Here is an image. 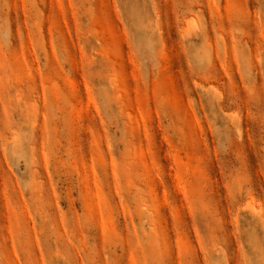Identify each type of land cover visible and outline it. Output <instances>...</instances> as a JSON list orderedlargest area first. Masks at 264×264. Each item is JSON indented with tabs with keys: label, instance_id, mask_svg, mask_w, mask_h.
<instances>
[{
	"label": "rangeland",
	"instance_id": "1",
	"mask_svg": "<svg viewBox=\"0 0 264 264\" xmlns=\"http://www.w3.org/2000/svg\"><path fill=\"white\" fill-rule=\"evenodd\" d=\"M0 264H264V0H0Z\"/></svg>",
	"mask_w": 264,
	"mask_h": 264
}]
</instances>
